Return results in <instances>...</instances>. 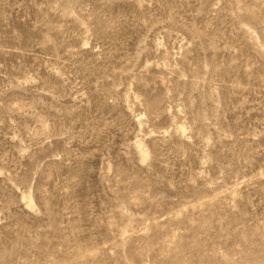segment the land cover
<instances>
[{"label": "rangeland", "instance_id": "obj_1", "mask_svg": "<svg viewBox=\"0 0 264 264\" xmlns=\"http://www.w3.org/2000/svg\"><path fill=\"white\" fill-rule=\"evenodd\" d=\"M0 264H264V0H0Z\"/></svg>", "mask_w": 264, "mask_h": 264}, {"label": "bare ground", "instance_id": "obj_2", "mask_svg": "<svg viewBox=\"0 0 264 264\" xmlns=\"http://www.w3.org/2000/svg\"><path fill=\"white\" fill-rule=\"evenodd\" d=\"M31 201H32V200H31ZM31 201H30V203H32Z\"/></svg>", "mask_w": 264, "mask_h": 264}]
</instances>
